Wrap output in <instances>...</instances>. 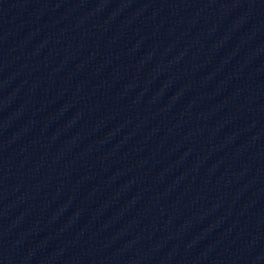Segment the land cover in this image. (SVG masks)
<instances>
[{
  "label": "water",
  "instance_id": "1",
  "mask_svg": "<svg viewBox=\"0 0 264 264\" xmlns=\"http://www.w3.org/2000/svg\"><path fill=\"white\" fill-rule=\"evenodd\" d=\"M244 0H0V264H237Z\"/></svg>",
  "mask_w": 264,
  "mask_h": 264
}]
</instances>
